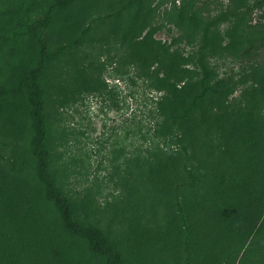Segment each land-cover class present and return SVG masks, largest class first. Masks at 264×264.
I'll list each match as a JSON object with an SVG mask.
<instances>
[{
    "label": "trees",
    "instance_id": "16d2710c",
    "mask_svg": "<svg viewBox=\"0 0 264 264\" xmlns=\"http://www.w3.org/2000/svg\"><path fill=\"white\" fill-rule=\"evenodd\" d=\"M83 1L0 0V120L7 119L9 113L29 119L32 131L28 148L32 160L21 161L19 166L12 163V171L17 176L29 173L38 186L21 178L15 185L12 174L0 167V197L4 202H0V212L15 229L19 223L28 227L14 232L20 231V238L13 233L0 235V264H75L77 260L66 263L69 257L63 252L68 245L66 240L59 241L62 235L71 243L87 245L89 264H137L147 250L151 253L150 264H157L156 258L163 254L166 264H243L241 253L246 243L253 239L260 242L257 235L264 232V24L252 31L255 25L247 20L254 8L263 7L264 0H255L252 5L247 0H228L208 19L197 17L193 3L181 5L176 10L175 25H188L190 37L200 34L194 69L178 59L176 53H161L152 43V31L143 36L145 20L135 18L125 28H114L115 35L135 48L149 68L157 65L158 87L169 93L161 102L163 120L173 128L166 146H172L170 139L177 138L179 142L176 152L168 156L156 152L151 165L138 164L133 179L154 182L164 192L162 198L156 197L152 210L149 205L140 212L145 221H150L147 215H157L156 209L160 208L159 214L168 219L164 222L171 223V230H157L159 224L151 220L142 228L139 224L140 229L135 227L140 232L129 237V244L123 246L93 219L91 202L80 210L81 203L64 190L52 169L44 84L50 64L67 50L81 46L96 23L103 20L119 24L142 0H116L111 13L91 17L75 6ZM73 10L77 15L70 22ZM61 16L66 21H59ZM261 17L264 18V11ZM227 22L233 24L226 32L227 43L222 44L223 37L214 31ZM59 24L66 26L67 31L73 24L79 32L71 40L51 46V29ZM164 47L169 49L168 45ZM222 51L233 52L240 67L245 71L250 68V72L239 74L238 78L230 73L219 76L208 57ZM238 83L245 84L241 97L231 99ZM17 122L21 120L18 118ZM14 126L13 132L17 131ZM193 188L197 190L194 203H185ZM15 192L25 201L14 196ZM34 194L38 195L36 199ZM136 195L139 197L135 193L136 198L132 199L128 194L131 210L133 206H138L136 210L140 207L137 201L141 202L142 195ZM219 230L223 243L217 261L212 258L216 253L212 240ZM236 237L242 242L232 249L230 242ZM137 249L145 252L137 253ZM253 254L245 263L264 261V242Z\"/></svg>",
    "mask_w": 264,
    "mask_h": 264
},
{
    "label": "rangeland",
    "instance_id": "374dc122",
    "mask_svg": "<svg viewBox=\"0 0 264 264\" xmlns=\"http://www.w3.org/2000/svg\"><path fill=\"white\" fill-rule=\"evenodd\" d=\"M247 1L252 5L255 0ZM115 3L116 0H84L75 6L78 11L86 12V16L91 17L111 13ZM189 3L195 5L198 18L208 19L223 9L228 4V0H142L119 24L103 20L96 23L81 46L67 50L54 60L48 69L49 76L44 87L46 111L50 122L52 169L56 172L64 190L76 202L81 203L80 210L91 202L90 212L93 219L98 221L110 237L120 242L122 246L128 245L129 237L139 231L138 229L136 231L135 227L140 229L139 224L142 228L149 225L151 220L154 224H159L155 229L171 230V223H165L164 221L168 219L164 218L163 213L159 214L160 208L156 209L157 215L155 212L147 215L150 221H145V217L140 212L143 207L149 205L152 210L153 203L157 202L156 197L162 198L164 192L156 187L154 182H138L140 179L136 182L133 179L137 174L138 164L145 163V167L151 165L156 152L166 156L176 152L179 142L177 138L170 139L172 146H166L173 128L170 123L166 124L163 120L164 108L161 102L169 93L158 87L159 76L155 72L157 65L154 64L149 68L141 60L135 48H131L128 43L115 35L114 28L119 25L120 28H125L128 26V21H133L135 18L145 20L146 27L142 35L152 31V43L158 46L161 53H176L178 59L184 60L186 66L194 69L197 66L200 34L190 37L192 31L188 25L183 24V28L175 25L178 15L176 10H179L181 5ZM263 11L264 5L254 8L252 14L247 16L249 23L255 25L251 28L252 31H255L260 24H264V18L261 17ZM76 15L77 12L73 10L70 22L75 20ZM58 20H65V16H61ZM232 24L233 22H227L216 27L214 33L219 38L223 37L222 44L227 43L226 32ZM65 27L59 24L51 29L49 36L51 46L71 40L79 32L73 24L69 25L68 31ZM165 45H168L169 49L165 48ZM232 53L222 51L209 54V64L219 76L230 73L238 78L239 74L250 72V68L245 71V68L240 67L238 59L233 57ZM245 65L248 66V63ZM231 69H234V72H231ZM242 84L236 86L230 95L231 99L241 97ZM180 85H183V82ZM179 105L180 101L177 102L176 107ZM18 118L21 120L20 123L17 122ZM7 119L0 120V167L12 174L11 181L15 185L20 178L27 184L35 185L36 180L29 173L17 176L12 171V163L19 166L21 161L32 160L28 148L32 131L29 119L18 113H9ZM14 125L17 129L15 132H13ZM35 187L38 188L37 185ZM150 191L153 196L149 194ZM196 192L197 190L193 188L186 195L185 203L186 200L194 203ZM135 193L139 197L140 194L142 195L141 202L137 201L141 208L136 210L138 206H133L131 210L128 194L134 199ZM13 195L25 201L22 195L16 192ZM34 197L36 199L38 195L34 194ZM0 202L4 203L1 197ZM165 211V215H169ZM3 216L0 212V235L13 233L18 238L22 237L20 231L14 232L19 229L27 230L28 227L24 223H19L18 229H15L14 225L9 224V219L5 220ZM171 218L175 219L173 215ZM6 225L11 228L3 229ZM219 236H221L220 230L212 240L216 247V253L212 254V258L218 259L217 261L221 253L218 250L223 243ZM236 238L237 240L230 242L232 249L241 245L242 241ZM58 239L66 240L64 243L68 245L63 252L69 257L66 263L77 260L75 264H89L86 260L89 250L84 241L86 247L81 243L69 242L64 235ZM257 239L261 241L253 239L252 242L246 243V248L241 253L243 264H247L245 262L254 256V251L261 249L264 232H260ZM140 252L144 253L145 250L137 249V253ZM149 257L151 253L147 250V254L140 256L137 264H150ZM156 261L157 264L167 263L164 254L156 258ZM258 263L263 264L264 261Z\"/></svg>",
    "mask_w": 264,
    "mask_h": 264
}]
</instances>
